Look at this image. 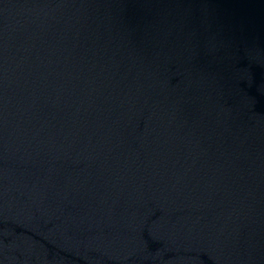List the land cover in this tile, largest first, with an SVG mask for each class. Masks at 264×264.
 Instances as JSON below:
<instances>
[{
    "label": "water",
    "instance_id": "water-1",
    "mask_svg": "<svg viewBox=\"0 0 264 264\" xmlns=\"http://www.w3.org/2000/svg\"><path fill=\"white\" fill-rule=\"evenodd\" d=\"M0 264H264V0H0Z\"/></svg>",
    "mask_w": 264,
    "mask_h": 264
}]
</instances>
